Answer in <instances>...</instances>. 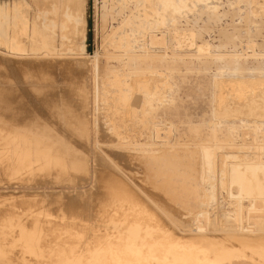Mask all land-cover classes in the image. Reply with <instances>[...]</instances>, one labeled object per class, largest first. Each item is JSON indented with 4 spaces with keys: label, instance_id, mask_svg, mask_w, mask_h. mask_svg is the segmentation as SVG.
I'll return each mask as SVG.
<instances>
[{
    "label": "rangeland",
    "instance_id": "obj_1",
    "mask_svg": "<svg viewBox=\"0 0 264 264\" xmlns=\"http://www.w3.org/2000/svg\"><path fill=\"white\" fill-rule=\"evenodd\" d=\"M34 2L60 41L75 33L73 17L81 15L86 21L85 38L80 42L85 54L44 52L49 59L43 66L34 58L26 61L0 50V79L4 77L0 81V126L7 132L0 131L4 136L0 139L11 135L14 142L19 139V145H49L66 156L86 158L89 151L93 165L120 170L182 232L199 233L200 224L202 233L238 227L240 221L227 220L225 212L237 208L240 199L232 197V192L239 193L235 186L222 185L228 183L224 174L228 164L259 160L264 166V0ZM78 58L85 63H78ZM6 76L15 84H8ZM6 84L16 90L6 91ZM72 103L84 104L87 113H78ZM208 162L211 165L205 166ZM208 181L215 187L216 200L211 203L206 200V189L212 185ZM86 182L47 181L22 188L0 185V192L37 191L45 199L60 193L78 199L93 191L90 180ZM245 197L241 199L242 222L255 227L264 215V203L258 206L259 211L263 209L261 214L258 209L253 212L249 210L251 199ZM200 212L206 216L199 221L195 217Z\"/></svg>",
    "mask_w": 264,
    "mask_h": 264
},
{
    "label": "bare ground",
    "instance_id": "obj_2",
    "mask_svg": "<svg viewBox=\"0 0 264 264\" xmlns=\"http://www.w3.org/2000/svg\"><path fill=\"white\" fill-rule=\"evenodd\" d=\"M33 7L35 8L34 10ZM78 23L80 27L79 33L71 34V37L64 36L60 41L57 40L58 34L56 31L44 20L34 0H13L9 3H0V50L6 49L7 52L15 53L13 54L15 58L26 61L34 58L40 64L46 58L49 59L48 53L85 54L80 42L85 38L86 21L79 20ZM44 52L48 53L45 54ZM53 56L51 57L53 58ZM15 60L13 61L15 62ZM49 61L51 62L52 60ZM76 61L82 64L85 63L84 59L78 58ZM19 62L16 61V64ZM31 64L33 63L31 62ZM2 66L4 65L2 64ZM43 66H45L44 63ZM43 66H41V69H43ZM47 66L49 67V65ZM52 67L56 68L55 65ZM3 68H6V66ZM65 69L67 70V68ZM81 70L83 69H79V71ZM22 71L24 72V70ZM38 71L41 72L40 69ZM49 75L50 73L47 76L49 77ZM73 77L75 79L74 75ZM5 79H9L8 84H15L10 81V77L6 76ZM39 79L41 80V78ZM2 80L0 79V81ZM81 80L79 79V82ZM75 84L77 85L76 82ZM13 85L8 87L6 84V91L16 90ZM54 86L57 85L55 84ZM79 91L84 93L81 89ZM72 108L83 115L86 112H84V104L72 103ZM70 121L72 120L70 119ZM8 127L6 128L7 130ZM2 129L0 126V131L6 132L5 128L4 130ZM6 133L2 134L6 135ZM13 133L15 134L16 132ZM9 136L11 135H7V137ZM19 137L17 135L16 138L18 139ZM2 138L0 139V185H8L9 188H22L36 183L37 187V183L44 184L47 181H50L51 184H64L73 181L82 182L83 184V181L86 182L89 179L93 191H90V194L87 193L88 191L84 192L87 194L79 196L80 198L78 199L71 198V195H61L59 192L60 195L51 193L52 196L49 195L46 199L44 198L45 195L37 191L31 194L26 191H24L26 193L20 192V194H15L16 192L9 193L8 191L0 192V264H264V215H261L262 217L258 224L263 226V228H256L258 225H254L255 227L246 226L242 222L244 213L242 201L244 200L241 201V199L243 197L246 196L251 199V207H248L250 211L258 209V206L264 203V166L263 162H258L259 160L257 162H255V159V161L236 160L237 162L228 164L227 174L224 173L228 183L226 181L222 188L228 185L235 186L239 195L236 196L232 192L233 196H231L240 199L237 201V208L226 211L225 216L227 220L238 219L240 221L238 227L231 229L229 232L202 233L204 230L200 224L197 226L199 233L195 230L182 232L170 221L169 217L171 216L168 217L164 212H161L152 203L153 198L151 202L144 194H141L142 192L120 170H115L116 167L115 169L110 167L109 169H102L97 166L98 164L96 166L93 165L92 154L90 155L89 151L86 158H82V155L79 154L81 157L70 155L71 153H67L69 155L66 156L65 153H60L61 149L59 152H57L59 148L57 151H53L49 145L41 146L42 144H39L37 146L34 144L32 146L33 143H28L30 144V147H28V145H19L17 142L19 139L16 141L18 144H16L14 142L15 137L13 138L14 140L10 139L11 137L8 139ZM26 138L28 139V136ZM40 142L42 143V140ZM22 143H24L23 140ZM103 164L105 163L103 162L102 166ZM207 164L205 166L211 165L209 162ZM111 167L114 166L111 165ZM211 167H208V170ZM209 171L211 172L209 176L212 178L213 172ZM153 181L155 182V180ZM208 182L212 184V181ZM13 185L17 186L12 187ZM210 186L209 190L206 189L208 191L206 193L208 197L206 199L207 203H211L215 199V187L213 184ZM72 187L75 188L74 186ZM157 187V191L158 189L160 190L158 185ZM4 188L6 187L4 186ZM229 193L231 194V191ZM175 194L177 197H181L180 194ZM140 195L142 196L140 197ZM246 197L245 199H247ZM189 199L188 196V207L190 208ZM260 211H263V209ZM167 214L169 215V213ZM219 214L221 215L222 213ZM258 214L256 213V216ZM205 216L200 212L195 218L200 221L201 217L204 218ZM248 218L246 217V220Z\"/></svg>",
    "mask_w": 264,
    "mask_h": 264
},
{
    "label": "flooded vegetation",
    "instance_id": "obj_3",
    "mask_svg": "<svg viewBox=\"0 0 264 264\" xmlns=\"http://www.w3.org/2000/svg\"><path fill=\"white\" fill-rule=\"evenodd\" d=\"M79 20L81 21L82 19L80 18V15H78V16H74L73 17V23L74 24H77L76 26H77V30L75 31V33H73V34H78L79 33V29H80V27L78 26V22H79ZM65 36H67V35H65ZM70 37H71V34H70Z\"/></svg>",
    "mask_w": 264,
    "mask_h": 264
}]
</instances>
